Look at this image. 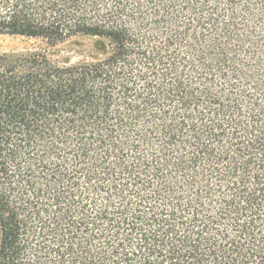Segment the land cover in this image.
I'll use <instances>...</instances> for the list:
<instances>
[{
  "label": "trees",
  "instance_id": "16d2710c",
  "mask_svg": "<svg viewBox=\"0 0 264 264\" xmlns=\"http://www.w3.org/2000/svg\"><path fill=\"white\" fill-rule=\"evenodd\" d=\"M0 264H264V0H0Z\"/></svg>",
  "mask_w": 264,
  "mask_h": 264
},
{
  "label": "rangeland",
  "instance_id": "374dc122",
  "mask_svg": "<svg viewBox=\"0 0 264 264\" xmlns=\"http://www.w3.org/2000/svg\"><path fill=\"white\" fill-rule=\"evenodd\" d=\"M99 40L87 36H75L69 40L52 44L39 38L18 36H0V55H19L27 53H45L57 63L75 64L99 58Z\"/></svg>",
  "mask_w": 264,
  "mask_h": 264
}]
</instances>
